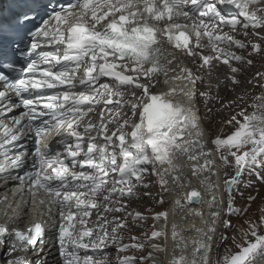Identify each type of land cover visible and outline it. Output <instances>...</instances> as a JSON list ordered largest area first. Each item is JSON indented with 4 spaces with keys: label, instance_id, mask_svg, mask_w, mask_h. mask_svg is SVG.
<instances>
[{
    "label": "snow or ice",
    "instance_id": "1",
    "mask_svg": "<svg viewBox=\"0 0 264 264\" xmlns=\"http://www.w3.org/2000/svg\"><path fill=\"white\" fill-rule=\"evenodd\" d=\"M16 2L11 16L0 17V171L27 167L25 175L17 177L21 192L27 190L31 197L25 203L50 220L56 208L59 221L52 225V245L59 264H110L109 246H115L117 264H160L156 254L167 248L155 241L168 240L169 212L147 208L145 215L122 203L139 200L138 190L152 187L145 182L151 176L160 186L156 204L163 206L165 196L175 193L174 209L202 206L190 209L203 225L192 229L198 238L192 241L191 264L264 261V198L259 216H247L246 227L231 237L235 250L228 247L211 258L216 225L230 229L231 218L247 214L256 199L249 195L246 205L237 208L250 186L246 179H254L257 172L264 179V72L247 81L262 90L248 105L253 111L241 108L222 121L231 126V134L206 137L195 107L198 96L206 108L213 99L223 101L211 94L213 87L218 92L225 84L235 92L244 83L238 77L245 66L253 65L248 57L264 55V0ZM228 6L235 12L229 14ZM240 34L256 40L245 43L236 38ZM202 38L214 56L203 54ZM166 43L189 57L199 56L196 70L180 67ZM249 47L248 56L228 50L243 52ZM220 64L227 67L224 78L209 83V91H200L199 85L205 83L200 69L207 68L211 76ZM249 94L243 90L236 99L222 102L217 112L239 107ZM19 109V116L6 123L7 114ZM90 114L97 117L95 123ZM28 133L32 148L10 154L7 146L15 147ZM185 157L191 177L180 163ZM192 177L203 191L192 187ZM184 188L191 190L181 195L178 189ZM100 202L105 205L102 222L87 227ZM115 213L124 215L107 219V214ZM129 219L137 226L149 219L163 225L158 228L154 223L150 235L129 236L125 243L124 232L134 230ZM171 227L173 253L168 264H190L183 254L188 241L177 231L178 224ZM46 228L42 219L23 230L0 224V253L8 257H0V264H47L40 258ZM228 239L221 234L222 242ZM132 251L146 255L125 254Z\"/></svg>",
    "mask_w": 264,
    "mask_h": 264
},
{
    "label": "bare ground",
    "instance_id": "2",
    "mask_svg": "<svg viewBox=\"0 0 264 264\" xmlns=\"http://www.w3.org/2000/svg\"><path fill=\"white\" fill-rule=\"evenodd\" d=\"M253 7H258V6L253 5ZM225 10L229 14H232L233 12H235V9L232 8L231 6H228ZM224 31H229V29L224 28ZM236 38L237 39L242 38L243 39L242 41H244L245 43H248L250 40L251 41L256 40V37L249 36L246 38L242 34L237 35ZM223 46L226 47V45H224V44H223ZM231 49L235 50V52H237V54H243L245 56H248V53L252 51L251 47H249L246 51H243V52H241V50H238L236 48H231ZM228 50L230 51V49H228ZM207 51H208V49H207ZM210 52H213V51H210ZM213 53H215V52H213ZM248 58L253 60V65L245 66L243 74H241L238 77V79H240L241 81H244V83L240 87H237L235 92H233L231 90V86H226L225 84H222L220 86V89L218 92L213 87L211 89V94L213 96L219 95V97L223 98V101H217V100L213 99L212 101H210L208 103L207 108H206L204 106V99L202 97H199V99L197 100V106H199V108H200L199 109L200 114L198 116L201 119V125H202V127H204L203 129L206 130L205 131L206 136L209 133H211L212 135H216V134L224 135V134H227L228 132L231 133L233 131L231 126L223 124L222 121L227 120L231 115L238 113L241 108H247V111L249 113H251L253 111V109L248 107V105L252 103V98L254 96H258L261 94L262 90L259 87H254L253 84H248L247 81L249 79H251L257 72H264V64L262 63V61H264V55L253 54L252 56H250ZM237 66H239V65H237ZM226 72H227V67L224 66L223 64H220L218 67L214 68L211 76L207 75V69L204 70L203 72H201V74H203L205 77V83L199 85V90L200 91H209L208 84L211 83L214 85L216 83L218 77H219V79L222 80L224 78V73H226ZM245 89L250 93L247 96L245 103L240 104L239 107L233 106L230 109L217 112V109H219L221 107L222 102H226L228 100L236 99V97L239 94H241V92ZM208 108H211L212 111L209 112ZM238 119H240V117H238ZM180 163L182 165H184V174L191 177V170L187 166L190 162L187 161V158L185 157L183 160L180 161ZM191 179H192V187L200 188V190L203 191V188L199 185V182L196 180V178L192 177ZM156 184L155 185L158 188H160L158 182H156ZM170 187H175V185L170 184ZM142 189H144V188H141L138 190L139 193H141L140 190H142ZM189 190H190V188L178 189V191L180 192L181 195H183L185 192H187ZM174 198H175V193H173L170 196H165V200L167 201L166 210L169 212V217H168V222H167L168 223V240H167L166 244L162 239L159 241H155V242L160 243L161 245L165 246L167 248V251L157 253L156 255H157L158 260L160 261V264H168V261L171 260L172 253H173V241L171 238L172 227L171 226L173 223H176L179 225V228L177 229V231L188 241L187 252H185L183 254L190 258V264H191V258L193 256L192 241L194 239L198 238V233H196L195 231H192V229H193V227L201 228V227H203V225L201 223V220L198 217L191 214L190 209L191 210H198L202 206L200 204H191L188 207H185L183 210L174 209L173 203H172ZM129 209L130 208H128V210ZM137 211L142 212L144 210L141 211L138 209ZM204 211L207 214V207L206 206H204ZM143 213H145V212H143ZM113 215L114 214H107V219L111 220ZM100 217L95 216V214L93 212L91 214V217L88 218V220H89V222L93 223V225H95L97 222H102V220H100ZM151 222L153 224L156 223L158 228L162 227V225H163V221H160V222L151 221ZM128 223L130 224V222H128ZM141 226H143V224ZM216 227H217V225H216ZM141 232H142V230H139V234H141ZM124 236H125V241H127L126 239L129 237L128 234L124 233ZM215 238H216V234H214L213 241H212L211 258L213 260H215V254L214 253H215L216 247H217ZM106 251H107V253H109L108 260L110 261V264H117V252H116L115 246H109L106 249ZM45 252H46V259L45 260L47 261V264H59L60 258H59L57 248L55 246L47 248L45 250ZM125 254H127V253H125ZM176 255L177 256L181 255V252L179 249L176 250ZM81 256H83V251L81 252ZM0 257H2L3 259L8 258L6 255V252L0 253ZM32 257H34V256H31V258ZM57 258H59V259L57 260ZM260 264H264V261H261Z\"/></svg>",
    "mask_w": 264,
    "mask_h": 264
},
{
    "label": "rangeland",
    "instance_id": "3",
    "mask_svg": "<svg viewBox=\"0 0 264 264\" xmlns=\"http://www.w3.org/2000/svg\"><path fill=\"white\" fill-rule=\"evenodd\" d=\"M240 40H243L242 38H238ZM233 52H235V50H232ZM262 63L264 64V61H262ZM251 108V107H250ZM200 114V112L198 111V115ZM200 118V117H199ZM201 122V119H200ZM204 128V127H203ZM206 131V130H205ZM231 133H227L224 135H228ZM156 180L157 178L155 176H151L148 177L146 179V183L152 184L151 188H147V189H142L140 190V196L141 198L139 200L133 199L131 201H126L129 203V207L131 208H135V209H139V210H144L142 212H145V209L147 208H151L153 211H162V210H166L167 207V201L166 203L161 206L156 204L155 200L158 199L159 197L157 196V194L160 192V188H158L156 185ZM156 184V185H155ZM246 184L250 185L249 187H247V190L244 191L243 193V198L238 199L237 201V208L243 207L246 205L247 202V197L249 195L255 196L256 199L255 201L251 202V207L248 209L247 214H242L239 216H234L232 217V227L230 229H225L223 227V225H217V231L215 232L216 234V251H215V259L219 254H223L225 249L228 247H233V250H235L231 237L235 234L238 235L237 233V229L240 228L241 226L246 227V225H243V220L247 218V216H252L253 219L257 218L259 216V211L258 208L262 203V199L264 198V179H262V174L260 172H257L255 175L254 179H250L247 180L246 179ZM145 192H149L151 193V196H145L144 193ZM155 198V199H154ZM147 213V212H145ZM153 220L149 219L146 223H143V226H137L136 224H133L132 221L130 223V225L133 227V231L132 232H127L125 231L124 233H127L128 236H138V237H142V233L147 232L149 235L151 234V226L153 225V223L151 222ZM136 228V229H135ZM139 230H142L141 234H139ZM221 234H225L229 237L227 243H224L220 240V236ZM126 242H129L128 239H126ZM141 254H145V253H139V252H128L126 255H141Z\"/></svg>",
    "mask_w": 264,
    "mask_h": 264
},
{
    "label": "water",
    "instance_id": "4",
    "mask_svg": "<svg viewBox=\"0 0 264 264\" xmlns=\"http://www.w3.org/2000/svg\"><path fill=\"white\" fill-rule=\"evenodd\" d=\"M190 190H191V189H190ZM190 190H189V191H190Z\"/></svg>",
    "mask_w": 264,
    "mask_h": 264
}]
</instances>
